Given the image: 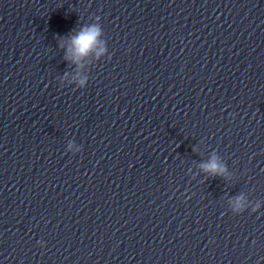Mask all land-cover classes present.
I'll return each mask as SVG.
<instances>
[{"label":"water","instance_id":"obj_1","mask_svg":"<svg viewBox=\"0 0 264 264\" xmlns=\"http://www.w3.org/2000/svg\"><path fill=\"white\" fill-rule=\"evenodd\" d=\"M0 264H264V0H0Z\"/></svg>","mask_w":264,"mask_h":264},{"label":"clouds","instance_id":"obj_2","mask_svg":"<svg viewBox=\"0 0 264 264\" xmlns=\"http://www.w3.org/2000/svg\"><path fill=\"white\" fill-rule=\"evenodd\" d=\"M101 35L102 30L97 25L82 28L77 35L71 38V46L68 49L69 54L77 60L80 57L88 55L100 43L99 38ZM204 169L213 174H219L222 171L215 159L204 165Z\"/></svg>","mask_w":264,"mask_h":264}]
</instances>
